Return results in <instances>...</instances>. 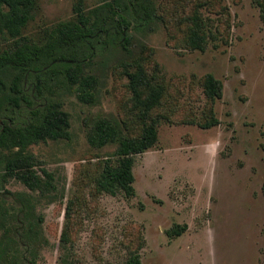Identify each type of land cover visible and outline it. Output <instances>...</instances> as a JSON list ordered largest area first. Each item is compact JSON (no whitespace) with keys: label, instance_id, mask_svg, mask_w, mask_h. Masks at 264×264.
<instances>
[{"label":"rangeland","instance_id":"374dc122","mask_svg":"<svg viewBox=\"0 0 264 264\" xmlns=\"http://www.w3.org/2000/svg\"><path fill=\"white\" fill-rule=\"evenodd\" d=\"M119 1L124 9L128 0ZM154 2V23L132 20L127 51L104 36L108 43L87 68L98 78L95 104L55 88L70 116L69 136L27 150L40 175H53L55 189L34 192L4 180L0 165V264L6 255L8 264L16 255L15 264H125L132 251L143 264H264V0ZM77 6L99 27L113 26L112 0H37L23 35L44 43L57 24L78 23ZM196 22L207 35L203 51L190 44ZM139 69L163 92L149 112L130 85ZM209 74L223 95L214 105L219 125L205 129ZM26 107L8 115L25 121ZM101 119H117L131 138L157 125L156 146L135 158L131 197L96 187L118 148L90 142ZM20 198L34 207L32 226L20 232L40 236L35 248L18 234L26 208Z\"/></svg>","mask_w":264,"mask_h":264},{"label":"trees","instance_id":"16d2710c","mask_svg":"<svg viewBox=\"0 0 264 264\" xmlns=\"http://www.w3.org/2000/svg\"><path fill=\"white\" fill-rule=\"evenodd\" d=\"M112 5L113 26L99 27L82 12L81 6H77V24L59 23L44 43H34L23 33L34 18L37 0H0V42L7 43L0 49V165L4 180H19L34 192L46 193L55 189L53 175L45 169L40 175L35 169L38 166L35 156L27 151L40 142L58 141L69 136L70 116L57 99L55 88H61L59 85L62 84L68 90H75L82 103L95 104L98 78L87 68L97 55L99 45L108 43L104 36L111 35V42H119L127 51L132 20L148 26L157 17L154 0H128L124 9L119 0H112ZM92 13L98 16L99 10ZM195 29L190 38L191 47L203 51L207 38L204 26L196 22ZM129 78L136 100L146 112L160 105L163 92L150 87L142 69L130 74ZM204 87L211 108L210 117L202 126L210 129L219 125L214 105L222 98L223 84L209 74ZM23 106L30 109V116L25 121L8 115L9 110H21ZM90 142L98 147L109 143L118 146L117 160L107 162L96 180L98 191L110 196L123 193L131 197L135 194V158L156 146L157 125L155 122L147 124L139 137L131 138L117 119H101L94 126ZM25 206L18 234L22 241L24 239L22 244L35 248L40 236L20 232L32 226L30 219L34 217L33 205L26 202ZM181 233L182 230H177L169 234ZM12 258L10 264L22 259L18 255ZM8 262L6 255L4 263ZM125 264H143L139 252H130Z\"/></svg>","mask_w":264,"mask_h":264}]
</instances>
